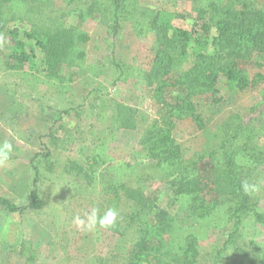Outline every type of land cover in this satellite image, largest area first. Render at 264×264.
I'll return each instance as SVG.
<instances>
[{"label":"rangeland","instance_id":"obj_1","mask_svg":"<svg viewBox=\"0 0 264 264\" xmlns=\"http://www.w3.org/2000/svg\"><path fill=\"white\" fill-rule=\"evenodd\" d=\"M95 1L102 10L92 15L88 10ZM39 4L46 19L58 17L88 40L77 43L58 78L44 72L41 52L22 70H11L8 55L0 50V143L7 140L13 146L9 161L0 166V199L28 206L36 191L42 201L41 209L22 214H11L0 203V264H25L22 246L27 255L35 252L36 264H116L130 253L132 236L120 237L100 228L78 229L74 216L83 217L98 206L104 207L103 213L114 208L118 215L127 216L130 204L122 192L120 197L114 194L120 185L143 191L156 205L173 197L166 184L171 169L150 159L145 144L148 133L163 126L165 114H159L162 108L155 98L156 86L150 87L147 81L157 54L156 33L145 22L140 25L145 18L130 20L133 5L170 12L176 27L190 30L201 9L222 19L244 7L264 12V0H43ZM116 5H121L119 12ZM30 6L12 0L9 14L20 17ZM184 71L172 72L168 78ZM247 73L250 79L257 73L264 76V67L248 68ZM179 89L168 91L166 100L171 105L183 97ZM222 95L219 105H202L209 130L228 119L252 124L264 147V84L242 93L226 90ZM117 104L138 111L135 131L118 129L113 121ZM99 113L106 115L104 123L96 117ZM173 121V136L183 160H199L206 135L190 119ZM69 131L77 140L67 151L54 155L50 137L64 138ZM72 163L83 170L68 171ZM254 185L258 190L251 194L259 197V211L264 214V167ZM182 202L173 208L178 224L166 237L167 247L192 232L202 249L223 248L233 229L228 209H219L206 219H184L183 224ZM241 233L264 254V227L246 219ZM227 250L222 264H241V258Z\"/></svg>","mask_w":264,"mask_h":264},{"label":"trees","instance_id":"obj_2","mask_svg":"<svg viewBox=\"0 0 264 264\" xmlns=\"http://www.w3.org/2000/svg\"><path fill=\"white\" fill-rule=\"evenodd\" d=\"M11 1L0 0V50L8 55V68L22 70L41 52L46 75L60 77L71 51L78 42L87 41L88 37L75 33V29L58 17L46 19L39 4L43 0H19L31 4L20 17L9 14ZM211 7L215 12L216 6ZM101 8L100 3L95 1L88 12L92 15L101 13ZM120 8L121 5H116L117 12ZM227 14L228 18L221 19L209 16L206 10L201 9L192 28L184 30L174 25L175 16L170 12L133 5L130 20L145 18L140 25L145 22L144 25L147 24L156 33L157 54L147 81L150 87L156 86L155 98L162 108L159 114H165L161 119L163 126L153 128L145 144L150 159L159 167L171 169V180L166 184L173 197H167L169 202L166 199L164 204L156 205L155 200L139 189L125 185L115 188L116 197H120L122 192L131 211L124 217L118 215L116 224L103 230L133 238L130 253L126 258H118L120 260L115 261L116 264H222L227 249H232L233 254L241 258V264H264L263 251L248 242L241 233L246 219L264 227L259 197L245 194L241 188L242 181L254 185L263 173L264 147L259 141L260 133L252 124L235 123L234 119H228L210 131L203 109L205 106L202 107L203 103H222V94L226 90L242 93L264 84L262 74L257 73L250 79L247 73L248 68L264 67V12L244 7L241 11ZM102 22L106 23L105 19ZM116 23H119L118 17ZM79 55L83 56V53ZM188 64H191L190 68L185 69ZM179 69L185 71L168 78ZM171 88H180L183 94L172 105L166 100ZM203 96L204 99L200 100ZM167 107H170L169 110ZM137 115L135 108L117 104L113 121L118 129L135 131ZM105 116L101 113L96 115L101 118V123H104ZM186 118L206 135L204 149L197 161L183 160L181 146L173 136V120ZM50 139L54 155L67 151V146L77 140L70 131L64 138L52 136ZM203 160L207 161L200 166ZM34 169L38 175V168L34 166ZM75 169L83 170L76 163L67 168L70 172ZM182 200L185 201L181 209L184 216L180 222L183 224H186L184 219H206L219 209H228L233 229L223 248L202 249L198 237L192 232L176 245L167 247L166 237L175 232L178 224L173 208ZM0 203L11 214L42 208L36 191L32 193L28 206H18L7 199H0ZM97 209L102 215L104 207L98 206ZM182 223L179 225L184 228ZM26 251V246H22L20 255L25 264H36L35 252L27 255Z\"/></svg>","mask_w":264,"mask_h":264},{"label":"clouds","instance_id":"obj_3","mask_svg":"<svg viewBox=\"0 0 264 264\" xmlns=\"http://www.w3.org/2000/svg\"><path fill=\"white\" fill-rule=\"evenodd\" d=\"M12 144L7 140L0 143V166L6 164L10 159V153L12 152ZM241 188L245 194L257 191L256 185L250 184L248 181L241 182ZM118 219V212L114 208H109L102 215L100 210L93 208L91 212L85 213L83 217L77 215L73 218V224L78 229L87 231H95L100 229L112 228Z\"/></svg>","mask_w":264,"mask_h":264}]
</instances>
